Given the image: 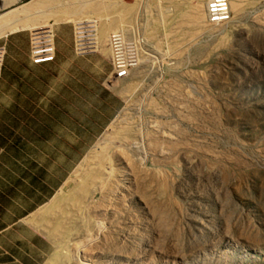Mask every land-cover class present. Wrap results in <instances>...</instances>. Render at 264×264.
<instances>
[{
  "label": "rangeland",
  "instance_id": "obj_1",
  "mask_svg": "<svg viewBox=\"0 0 264 264\" xmlns=\"http://www.w3.org/2000/svg\"><path fill=\"white\" fill-rule=\"evenodd\" d=\"M29 1L0 0V14L16 9L13 20H21L11 25L20 28ZM143 1L48 0V12L51 5L95 9L33 23L100 24L97 16L139 2L133 20L107 31L128 28L137 41L136 66L124 77L113 70L108 78L121 109L57 193H71L89 167L92 147L121 145L109 136L114 130L143 132L152 147H125L142 160V177L125 174L122 187L102 205L100 192L91 195L85 215L94 242H85L79 258L87 264H264V0H228L229 18L215 24L207 20L208 0ZM182 12L191 20L183 22ZM152 25L153 36L144 38ZM93 220L101 221L102 232L94 234ZM48 238L53 249L44 264L56 251Z\"/></svg>",
  "mask_w": 264,
  "mask_h": 264
},
{
  "label": "crops",
  "instance_id": "obj_2",
  "mask_svg": "<svg viewBox=\"0 0 264 264\" xmlns=\"http://www.w3.org/2000/svg\"><path fill=\"white\" fill-rule=\"evenodd\" d=\"M52 31L54 56L40 62L26 32L1 40L0 264L46 262L43 209L122 106L108 55L77 54L72 26Z\"/></svg>",
  "mask_w": 264,
  "mask_h": 264
},
{
  "label": "bare ground",
  "instance_id": "obj_3",
  "mask_svg": "<svg viewBox=\"0 0 264 264\" xmlns=\"http://www.w3.org/2000/svg\"><path fill=\"white\" fill-rule=\"evenodd\" d=\"M14 1L17 2L20 0H14ZM139 2L143 4L144 1L139 0ZM139 2L136 4H132V5L122 4L118 8V10L109 17H105L102 15L97 16L101 20L99 24V35H100L99 37L107 38V35H108L107 31L111 26H120L121 23L123 22L129 21V20L131 21V19L133 20L134 16L136 15V8ZM47 3H48V0H31L27 2V4H25V7L22 9L23 13L21 12L25 17L24 18L20 17L22 18L23 23L25 22L26 25L20 22L22 25L20 28L19 26L17 28L16 27L17 25L15 26H13L14 24L11 25L13 21H15L14 23H16L19 20H21V19H19L18 21L13 20L14 14H15V12L13 11L16 9L11 10V11L8 10V12L1 13L0 14V37L5 36L8 33V31L4 33L5 28H8V26H11V27L13 26L9 32H12V31L15 32L19 29L23 30L25 28H28L29 30H36V29L45 28V27L50 28L52 27L51 26L52 24L50 23L49 24L43 23V25H39V26H35L33 23L36 22L37 19L42 18L43 16H53V18H55V20L58 21L59 19L62 20L63 16L75 17L76 15H82L81 14L82 12H84L85 14H89V11H92L93 9H95L91 7V5H88L90 6L89 8L87 7V8L82 9L83 6L71 7V8L69 7H58L57 8L56 5L50 4L52 6V7L50 6L51 7L50 10L52 11L48 12L44 10V7L48 5ZM172 7L177 11L176 13L179 14V12L181 11L180 10L181 8H179L180 7L179 4H174L172 5ZM190 7L191 5H188V8ZM147 13L149 14L150 12H147ZM158 13L168 14V12H165V11H160ZM180 18L183 22H185L187 19L191 20V17L188 14H183V12L180 13ZM81 21L82 20L78 22L77 21H74V22L75 24H79ZM154 26L155 25L151 26L152 29H149L146 32L147 34L144 33L145 34L144 38L145 36L147 37V35L149 37L153 36L152 31L154 29ZM100 40H101L100 38L99 39L98 37L96 38V41H95L96 48H99L100 51H103L109 54L110 51H109V48L106 46L107 43L106 42L103 43V41L102 40L100 41ZM0 57H1V51H0ZM134 66H136V64ZM133 130L128 129V128H122L120 130H116V131L114 130L112 132V135L109 134L111 138H114V139L116 138L121 143L119 147H115V146L112 147L111 145H107L106 143L100 144L99 146H96V147H92V149L89 151V153L86 156V161L89 167L83 176L76 177L75 179L76 185L71 190V193L69 194H65L63 192L57 193L56 196L52 199L53 203L51 204V206L47 207V210L45 209V212L41 215V219H42L41 230H43L45 234L49 236L55 242V245H56L55 253L50 257V259L48 260L46 264H87L85 262L86 258L82 259V258H79V256L82 252V249L86 245L85 242L86 241L90 242V239L93 241V238H91L92 233L89 232L88 225H87V217L85 215V210L87 209L88 201L91 195L95 192H100L101 200H99V203L101 201L104 202L105 201L104 197L108 196L109 193L110 194L112 192L115 193L116 192L115 190L117 188L119 190V187H122L121 185L122 182L126 181L127 179H133L135 177L137 178L142 177V175L139 176V174L143 173L142 172L143 168L141 167L142 166L141 164L143 163L142 160L131 158L130 155L127 153V150L125 149V147L130 146L131 144H134L135 148L131 147L134 150L136 148L140 149L141 148L140 146L141 145L143 146V144H145V146L147 145L148 147L151 148L152 146L150 145V143H148L151 141V139L146 138L147 140V144H146L145 133L143 135V132L133 131ZM147 136L153 137L151 134H147ZM169 140H166V143L169 146H172L171 141L173 140L171 141ZM111 164L115 166V170H112V168H109V165ZM125 174L131 176V178L127 177V179L125 180L124 179ZM113 195H112V198H113ZM97 206L99 207V205ZM97 206L94 207L93 205L92 208L94 207L93 209H96ZM99 209L97 211H99ZM93 211L91 210V212ZM103 213L104 211L102 212V214ZM96 214L97 213H95L94 216ZM91 224L93 226L91 229L94 231L97 230V232H95L94 234L98 233V231L100 230V227L103 226L101 225V221L99 222L96 220H93ZM93 242L91 243L93 244ZM86 250H84V254Z\"/></svg>",
  "mask_w": 264,
  "mask_h": 264
},
{
  "label": "built area",
  "instance_id": "obj_4",
  "mask_svg": "<svg viewBox=\"0 0 264 264\" xmlns=\"http://www.w3.org/2000/svg\"><path fill=\"white\" fill-rule=\"evenodd\" d=\"M206 16L208 23H222L229 18L228 0H208ZM74 27V50L77 54H86L100 51L96 48V38L99 39V24L95 20H83ZM131 32L128 28L113 30L107 35L108 54L114 73L117 77H124L128 70L137 62L136 42L130 39ZM29 51L34 61L40 62L54 56V42L52 27L29 30ZM112 70V72H113Z\"/></svg>",
  "mask_w": 264,
  "mask_h": 264
}]
</instances>
